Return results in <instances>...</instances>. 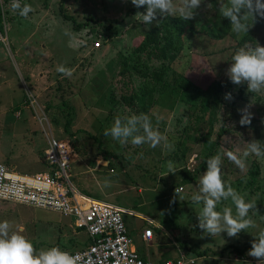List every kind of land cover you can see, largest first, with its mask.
Masks as SVG:
<instances>
[{
  "label": "rangeland",
  "instance_id": "rangeland-1",
  "mask_svg": "<svg viewBox=\"0 0 264 264\" xmlns=\"http://www.w3.org/2000/svg\"><path fill=\"white\" fill-rule=\"evenodd\" d=\"M20 2L33 8L27 18L11 9L12 0H0V153L14 141L27 151L21 156L32 154L14 155L9 166L27 174L45 170L44 128L50 130L55 138L73 144L71 180L81 192L132 211L123 212V220L138 250L153 254L150 260L181 254L184 260L194 258L193 264H234L238 248L227 242L236 237L203 234L196 226L200 206L191 196L198 192L206 160L223 150L224 180L246 201L254 200L259 210L256 215L249 212L257 227L239 233L238 243L245 238L251 245L252 235L264 230V159L250 155L245 168L239 169L227 156L230 151L241 154L245 141H264V95L248 93L246 84L234 85L225 74L242 36L264 45V20L258 18L249 33L236 34L230 27L220 36L224 19L216 9L217 0H204L190 20L195 30L174 26L173 21L182 20L173 16L148 29L133 19L144 9L135 8L131 0H65V13L74 21L60 13L59 0ZM209 2L213 9L207 8ZM77 23L85 25L76 28ZM156 29L157 44L148 41ZM97 39L100 46L93 48ZM60 65L72 75L59 73ZM193 83L208 88L192 107L186 96ZM143 90L147 96H140ZM227 92L233 100L224 99ZM131 95L133 102L128 104L125 98ZM32 98L45 111L49 129L39 121L41 112L34 110ZM249 104L252 122L241 126L240 109ZM140 113L151 116L174 150L165 149L163 142L155 148L121 145L104 136L117 115ZM94 166L89 173L94 180L88 175L79 178V171ZM178 186L183 189L176 197ZM225 204L231 201H223L217 210ZM5 220L13 230H22L37 249L76 250L88 241L70 216L58 212L0 200V221ZM144 228L153 232L148 242L141 237Z\"/></svg>",
  "mask_w": 264,
  "mask_h": 264
},
{
  "label": "clouds",
  "instance_id": "clouds-1",
  "mask_svg": "<svg viewBox=\"0 0 264 264\" xmlns=\"http://www.w3.org/2000/svg\"><path fill=\"white\" fill-rule=\"evenodd\" d=\"M204 0H131V4L144 11H138L133 19L140 21L148 29L155 24L159 27L160 21L167 16H173L182 21L194 19ZM211 2L208 9H213ZM11 9L18 11L21 17L27 18L33 11L29 4H21L20 0H12ZM216 9L220 16L230 21L234 33H249L260 20H264V0H217ZM251 22H249V18ZM57 71L66 76L72 75V70L63 65ZM230 82L237 86L247 85V92L264 95V45L258 41L255 44L245 42L232 55L231 64L226 70ZM227 101L233 100L231 92L224 95ZM241 126L250 125L253 119L251 104L240 109ZM105 137H111L121 145L129 142L133 146L148 144L155 148L163 142L165 149L174 150V144L163 135L158 127H154L152 118L147 113L132 115H117L110 128L104 131ZM224 152L220 150L216 155L206 160L207 169L198 179V192L191 196L194 205L200 206L197 213L196 225L206 236L215 237L226 233L228 237H238L242 231L256 228L257 225L249 212L259 213L256 202L246 201L245 197L227 183L222 175ZM255 155L264 159V141L255 138L245 141L241 154L228 152V158L239 168H245L246 158ZM168 167L172 168L169 162ZM174 173V172H173ZM181 189L176 188V197ZM231 201L220 210L218 205L223 201ZM234 206V207H233ZM264 219V216L261 217ZM251 241L247 253L258 264H264V230L258 231ZM239 260L234 264H239ZM0 264H80L79 257L61 249L59 246L37 249L32 240L22 234V230L12 229L9 221H0ZM250 264V262H248Z\"/></svg>",
  "mask_w": 264,
  "mask_h": 264
},
{
  "label": "built area",
  "instance_id": "built-area-1",
  "mask_svg": "<svg viewBox=\"0 0 264 264\" xmlns=\"http://www.w3.org/2000/svg\"><path fill=\"white\" fill-rule=\"evenodd\" d=\"M100 40H93L92 47L100 46ZM35 111L41 112L39 121L49 129L45 111L30 100ZM47 146L43 150V162L46 169L34 173H20L0 162V200L12 201L35 208L58 212L70 216L77 229L86 232L88 244L80 249L66 250L79 257L80 264H193L194 258L184 260L181 254L177 258L153 261L142 258L123 220V212L131 211L100 200L81 192L71 180V165L75 158L73 144L68 139L55 138L45 130ZM176 188L183 189L182 186ZM175 188V189H176ZM132 212V211H131ZM151 223L153 221L148 219ZM146 242L153 238L151 228L141 233ZM236 260H248L243 254ZM253 264H258L252 260Z\"/></svg>",
  "mask_w": 264,
  "mask_h": 264
},
{
  "label": "trees",
  "instance_id": "trees-1",
  "mask_svg": "<svg viewBox=\"0 0 264 264\" xmlns=\"http://www.w3.org/2000/svg\"><path fill=\"white\" fill-rule=\"evenodd\" d=\"M64 1H65V0H59L60 13L63 15V17H65V18H67V19H70V20L74 21V20H73V17H72L71 15L65 13V10H64V7H63ZM0 17H1V11H0ZM223 19H224V18H223ZM173 24H174V26L179 27V28H182L183 25H187V26L190 27V29L195 30V29H194V26H193V24H192V22H191L190 20H189V21H182V22L179 23V24H178L177 22L173 21ZM83 25H85V23H82V24L77 23V24H76V28H80V27L83 26ZM110 27H111L110 25H107V26H106V28H110ZM230 27H231V25H230V21H229L228 19H224L223 24H222V25L219 27V29H218V33H219V35H220V36H221V35H226V34L229 32ZM154 29H155V28H154ZM169 32H170V31H169ZM157 35H159V32H158V30L156 29V34H154L155 37H153L152 39L149 38L148 41H152V42H155V44H157V42H158V41H157V40H158V36H157ZM248 40H249V39H248V36H242L241 39H240L239 41H237L236 45L234 46V49H237L238 47L242 46L243 43L247 42ZM180 76H181V74H180ZM159 77H161V76H159ZM212 83H216V80H214ZM212 83H211V84H212ZM211 84H210V85H211ZM221 84H222V83H217V85H219L218 87H220ZM222 85H223V84H222ZM192 86H193V88H192ZM192 86H189V87L192 88V92H191V93H188V94H187L188 96H186V97H187V102L189 103V105L193 107V105L196 104V103L198 102L199 98L202 97V95H204L203 93H206V90H207L208 87L205 88V89H203L202 87H200V86H198V85H196V84H194V83H193ZM140 96H147L146 91H145V90L141 91ZM133 97H134V96L131 95L130 97H126V98H125V99L127 100V103H128V104H130V103L133 102ZM146 99H147V101H148V100H149V101L151 100L150 97H147ZM202 106H203V103L200 104V108H199L200 110L203 109ZM79 230H82V229H79ZM87 244H88V241H87ZM87 244H86V245H87ZM86 245H85V246H86ZM83 247H84V246H83ZM250 247H251V246H248L247 248H250Z\"/></svg>",
  "mask_w": 264,
  "mask_h": 264
},
{
  "label": "crops",
  "instance_id": "crops-1",
  "mask_svg": "<svg viewBox=\"0 0 264 264\" xmlns=\"http://www.w3.org/2000/svg\"><path fill=\"white\" fill-rule=\"evenodd\" d=\"M17 113V112H16ZM1 115V114H0ZM12 145L13 146H11L9 149H8V151H6V152H4V153H0V162L1 161H5V162H8V163H5L6 165H10L11 163H13V161H11V157H13L14 158V155H18L19 157H21V158H27L28 156H30L31 154H32V152H31V154H29V155H27V154H25V156H21L19 153H27V151H25V148L23 147V148H19L18 146H17V144L13 141L12 142ZM28 146V145H27ZM30 149V151L32 150L31 148H28L27 150H29ZM12 154V155H11ZM18 156H16L17 158H18ZM105 160V159H104ZM106 160H108V159H106ZM105 160V161H106ZM4 163V162H3ZM98 165H100V164H98ZM95 166H97V165H95ZM95 166L93 167V168H89V169H87V168H83L84 169V171H79V178H81V176L83 177V176H86V175H88L89 177V179L91 178V179H95V177L94 176H92V175H89V173L91 172V170H95ZM10 167V166H9ZM95 182V181H94ZM88 184H90V183H88ZM90 191H92V190H90ZM88 195V194H87ZM89 196H91V195H89ZM93 197V196H92ZM95 198V197H94ZM98 199V198H97ZM129 210V209H128ZM144 219H151L152 221H154L151 217H149V216H147V215H143L142 216ZM157 225H159V224H156V222H155V224H154V226L157 228ZM142 233V232H141ZM142 237V236H141ZM244 239L245 238H242V244L240 245L239 243H238V241H239V238L238 237H236V240L235 241H228L227 243H228V245H231V246H236V248H238L237 250H238V254H243L245 257H247V251L250 249V248H247L248 246H251L250 244H248V243H245L244 242ZM143 240V239H142ZM244 244V245H243ZM134 247L136 248V250L138 251V253H139V255L142 257V258H144V259H149L150 260V258L151 257H153V254L151 253V252H149V251H146V252H144V251H139L138 250V248L135 246V244H134ZM243 247H246V248H243ZM247 250V251H246ZM164 256V255H163ZM171 258H174V257H171ZM166 259V258H165ZM248 259V258H247ZM160 260H163V258L161 259V258H159L158 259V261H160ZM248 260H255L254 258H250V259H248Z\"/></svg>",
  "mask_w": 264,
  "mask_h": 264
}]
</instances>
